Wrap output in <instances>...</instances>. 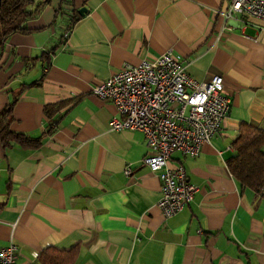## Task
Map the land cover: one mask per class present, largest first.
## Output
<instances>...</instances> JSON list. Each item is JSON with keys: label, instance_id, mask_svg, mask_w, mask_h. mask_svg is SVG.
Listing matches in <instances>:
<instances>
[{"label": "crops", "instance_id": "crops-1", "mask_svg": "<svg viewBox=\"0 0 264 264\" xmlns=\"http://www.w3.org/2000/svg\"><path fill=\"white\" fill-rule=\"evenodd\" d=\"M73 1L86 11L67 38L61 35L72 6L50 0L23 23L31 32L11 33L0 47V110L29 85L10 128L44 135L37 149L0 140V247L15 245L16 264H38L49 246L75 245V264H264V200L241 188L226 166L241 122L264 130V20L226 19L227 0ZM55 45L46 67L42 52ZM167 49L197 81L221 75L230 105L197 156L174 151L168 158L197 189L182 211L164 218L159 172L141 163L143 132L112 131L114 105L90 89ZM66 100L73 102L53 125L44 106Z\"/></svg>", "mask_w": 264, "mask_h": 264}, {"label": "built area", "instance_id": "built-area-1", "mask_svg": "<svg viewBox=\"0 0 264 264\" xmlns=\"http://www.w3.org/2000/svg\"><path fill=\"white\" fill-rule=\"evenodd\" d=\"M233 13L264 20V0H227L223 15L230 19ZM224 29L228 31L230 26ZM68 35L65 32L63 37ZM90 93L114 105L117 115L110 121L112 131L143 132L148 153L141 163L159 172L157 207L162 216L169 218L182 211L197 187L188 181L182 166H168V158L174 151L197 156L201 146L219 131L230 105L223 77L214 74L209 81H197L187 72L182 57L167 49L154 59L124 65L93 85ZM123 172L130 174L129 165ZM15 252L12 243L0 247V264H16Z\"/></svg>", "mask_w": 264, "mask_h": 264}, {"label": "trees", "instance_id": "trees-1", "mask_svg": "<svg viewBox=\"0 0 264 264\" xmlns=\"http://www.w3.org/2000/svg\"><path fill=\"white\" fill-rule=\"evenodd\" d=\"M31 0H0V47L3 41L11 33H29L32 29L27 28L23 23L38 12L42 6L49 4L50 0H41L35 10L30 11L27 5ZM62 3H68L72 6L67 15L66 27L63 29L61 37L65 32L71 31L75 24L79 22L83 14L76 8L73 0H61ZM61 4L55 9V15L62 11ZM66 12V11H63ZM56 17V16H55ZM64 38V37H63ZM58 46L51 47L48 51L42 52L41 59L45 66H50L51 56L55 54ZM42 79L33 85H40ZM29 85L22 86L19 90L13 92L12 100L9 101L2 110H0V140L3 146L10 143H17L26 149H37L43 141V136L31 137L24 133L13 131L10 123L13 120V108L19 98L21 91ZM73 100L61 101L54 105L44 106V112L53 125L57 121L52 120L56 113L64 106L72 103ZM52 131V126L46 133ZM231 147L234 154L227 158L226 166L231 176L239 183L240 187H247L260 195L264 200V130L258 127L241 122L238 126V132L231 141ZM79 249L75 245L69 249H57L47 247L37 256L38 264H75Z\"/></svg>", "mask_w": 264, "mask_h": 264}, {"label": "water", "instance_id": "water-1", "mask_svg": "<svg viewBox=\"0 0 264 264\" xmlns=\"http://www.w3.org/2000/svg\"><path fill=\"white\" fill-rule=\"evenodd\" d=\"M86 11V9H85V7H80L79 8V12L82 14L83 12H85Z\"/></svg>", "mask_w": 264, "mask_h": 264}, {"label": "rangeland", "instance_id": "rangeland-1", "mask_svg": "<svg viewBox=\"0 0 264 264\" xmlns=\"http://www.w3.org/2000/svg\"><path fill=\"white\" fill-rule=\"evenodd\" d=\"M68 21L66 20V23H67Z\"/></svg>", "mask_w": 264, "mask_h": 264}]
</instances>
